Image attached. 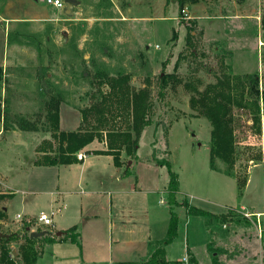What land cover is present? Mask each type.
I'll use <instances>...</instances> for the list:
<instances>
[{"label": "rangeland", "instance_id": "1", "mask_svg": "<svg viewBox=\"0 0 264 264\" xmlns=\"http://www.w3.org/2000/svg\"><path fill=\"white\" fill-rule=\"evenodd\" d=\"M44 1L0 0V20L3 16L9 19L2 27L7 43L0 51V123L9 130L0 138V168H11L16 160L21 162L31 154L40 156L34 152L41 149L56 151V140L50 131H44L48 128L47 104L60 101L61 129L72 131L80 110L100 106L109 91L108 80L128 75L130 89L148 85L152 103V125L143 129L138 140L140 160L152 145L155 157L168 161L178 177V201L224 215L207 228L204 217L174 207L177 237L168 259L183 252L187 260L188 247L199 264H212L213 256L218 264H264L261 169L250 175L238 195L235 179L210 169L211 127L189 106L195 90L203 91L223 73L258 72L260 87L264 85V0H182L180 5L179 0H168L164 13V1L138 0L135 11L140 13L139 19L133 24L118 10L124 1L76 0L70 16ZM182 9L191 19L182 18ZM159 14L165 18H155ZM192 21V45L187 46L185 26ZM161 74L174 76L162 97ZM98 114L92 112L88 122L96 124L100 117L109 120L114 126L111 129L123 127V115ZM231 115L234 171L242 180L248 166L260 159L264 119L261 117L260 132L255 133L248 110L232 108ZM20 118L39 130H19ZM132 163L129 170L134 172L136 162ZM162 170L166 173L167 169L163 166ZM163 200L164 208L168 207L167 196L163 195ZM244 211L262 213L255 216ZM31 215L37 218L39 210ZM42 230L50 231L47 227ZM0 232L10 234L2 227ZM22 243L19 238L10 244L15 254Z\"/></svg>", "mask_w": 264, "mask_h": 264}, {"label": "crops", "instance_id": "2", "mask_svg": "<svg viewBox=\"0 0 264 264\" xmlns=\"http://www.w3.org/2000/svg\"><path fill=\"white\" fill-rule=\"evenodd\" d=\"M120 1H124V4L119 8L117 3L119 12L133 24L139 19L137 16L140 13L135 11L138 0H118ZM162 1L164 13L167 2ZM157 16L160 17L155 18H165L163 14ZM151 19L152 17L148 18L149 21ZM8 22L6 16L1 17L0 51L7 43L3 25L6 23L7 26ZM79 125L80 114L74 130ZM59 129L62 130L60 106ZM7 132L9 130H4L0 123V138ZM261 137V156L256 163L248 166L245 187L256 169H261L262 178L264 177V129ZM106 150L105 139H96L81 150L85 159H76L75 163L52 166L38 164L37 160L41 156L54 154L41 149L34 152L40 156L25 155L21 162L16 160L13 167L0 168V211L3 214L0 227L4 231L23 233L32 223H36L41 213L47 212L53 213V226L47 231L50 235L72 227L79 234L80 248L69 241L40 242L38 246L42 253L35 264L139 262L147 257L148 243L164 237L169 220V206L164 208L166 202L163 195L167 196L169 176L167 170L164 173L163 166L157 165L153 160V146L151 145V151L143 159L140 160L137 155L134 172L129 170L133 163L130 161L127 164L129 160L123 151L120 154V167L114 165L111 155L94 153ZM34 210H39L37 218L31 215ZM243 213L258 216L262 212ZM172 246L173 242L165 246L167 259ZM182 259L183 252L173 260Z\"/></svg>", "mask_w": 264, "mask_h": 264}, {"label": "trees", "instance_id": "3", "mask_svg": "<svg viewBox=\"0 0 264 264\" xmlns=\"http://www.w3.org/2000/svg\"><path fill=\"white\" fill-rule=\"evenodd\" d=\"M168 0H166L167 2ZM244 1V0H241ZM179 0V5L182 4ZM192 21L186 24L185 41L187 46L192 45L194 34ZM176 38L175 32L172 33V39ZM2 68L0 67V80ZM174 78L173 74H161L159 77V95L162 97V91L167 87L170 80ZM129 76L121 75L110 78L107 82L109 91L100 101V106L91 105L88 108L80 110V125L74 131H62L59 129V106L60 101L54 100L45 107V119L48 128L44 131H50L52 138L57 142V149L53 155L45 154L37 160L38 164L43 165H61L77 162L75 154L94 140L105 139L107 144L106 151H96V154H107L113 158L115 166L120 167L121 151L125 153L129 161L138 160L136 151L138 140L144 128L152 125V103L150 101V91L148 85L132 90L128 86ZM186 87L187 84H186ZM189 106L197 111L210 124V144H209V167L225 176L234 178L237 184L238 195H241L242 189L246 184V176L239 180L234 171L236 163L235 139L232 127V108L246 109L252 116V127L255 133L260 132L261 117L264 119V85L260 87V77L258 72L244 75H230L223 73L218 77L215 83L208 84L203 91L195 90L189 98ZM92 112L103 114L106 112L112 118V114L123 115L125 122L123 127L111 129L109 120L100 117L95 119L96 124L89 123L88 118ZM98 114V115H99ZM18 129L21 131H38L36 124L20 118ZM52 152V151H50ZM153 160L157 165L165 166L168 172L169 181L166 186L167 203L169 206V220L166 233L161 240L148 243L147 257L139 262H122L118 264H199L186 248L187 262L182 260H168L166 258L165 246L171 244L177 237L178 216L174 207H183L187 215L202 216L205 218V226L208 228L213 222H219L224 219V215H214L190 206L186 201L178 202L176 193L178 191V177L171 170L168 161L157 159L152 154ZM217 162L222 167L217 166ZM3 217L0 211V218ZM26 225H24L25 227ZM26 228V227H25ZM28 228V227H27ZM23 230L22 234L0 232V264H35L40 257L42 250L38 244L55 243L60 241H69L80 248L78 242L79 234L76 228L61 231L60 236L50 235L49 233L39 237L30 238L29 231ZM36 231H41L40 229ZM18 234V235H17ZM21 238L23 243L19 246V251L15 254L10 244ZM212 264H218L213 256Z\"/></svg>", "mask_w": 264, "mask_h": 264}, {"label": "built area", "instance_id": "4", "mask_svg": "<svg viewBox=\"0 0 264 264\" xmlns=\"http://www.w3.org/2000/svg\"><path fill=\"white\" fill-rule=\"evenodd\" d=\"M44 2L47 6H50L54 9L60 10V11H63L64 6H65L63 0H45ZM181 12H182V18L184 20L191 19V17L187 14V12L184 9H182ZM75 157L77 160L81 161V160L85 159V154L83 152L79 151L75 154ZM52 216H53V213H51V214L41 213L39 215L36 223H34V226H32V228H30V231H36L38 229L42 230L43 227H47V228L52 227L53 226ZM17 217L19 218L20 215H17ZM182 261L186 262L187 260L185 258H183Z\"/></svg>", "mask_w": 264, "mask_h": 264}, {"label": "water", "instance_id": "5", "mask_svg": "<svg viewBox=\"0 0 264 264\" xmlns=\"http://www.w3.org/2000/svg\"><path fill=\"white\" fill-rule=\"evenodd\" d=\"M64 1V9H63V13L67 16H70L72 14V9L76 4V0H63ZM130 163V161H128V164ZM27 230L29 231V237L30 238H39L42 237L46 234H48V232L46 230H42V231H30L29 228H27ZM1 235V234H0ZM56 236H60L61 232L57 231L55 232Z\"/></svg>", "mask_w": 264, "mask_h": 264}]
</instances>
